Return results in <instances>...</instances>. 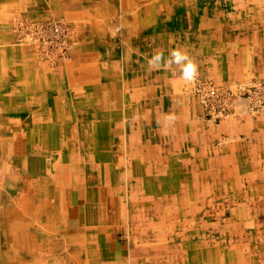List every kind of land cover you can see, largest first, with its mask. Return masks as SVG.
Segmentation results:
<instances>
[{"label": "crops", "instance_id": "crops-1", "mask_svg": "<svg viewBox=\"0 0 264 264\" xmlns=\"http://www.w3.org/2000/svg\"><path fill=\"white\" fill-rule=\"evenodd\" d=\"M92 1L80 0L77 5L78 11L84 14L93 12L94 14H88L89 17L95 14L98 15L97 17H103L100 13L102 9L107 10L106 6L98 8L84 6L85 2L89 4ZM186 1L188 5L180 4L179 0H168L169 13L165 16L168 21H164L165 24L157 23L155 26L158 30L151 29L155 26L146 27L150 30L143 29L144 33L153 35L150 37L152 40L149 38L148 42L153 41L161 46L168 41V47L163 48L167 52L165 60L170 58L169 53L177 46L178 49L182 48L181 50H184L191 60L197 62L198 73H211L212 78L220 83L231 84L234 81L237 83L252 78L264 81V0H201L208 3L203 5L199 3L200 0ZM210 2H212L211 5ZM7 48V53L3 54L5 55L3 60L6 62L13 63L12 58L15 60L30 59L23 57L26 53L18 50L15 53L12 47L7 46ZM80 48L76 51L77 61L79 63L83 60L89 62V58L93 57L95 51ZM72 65L75 68L71 73V80L68 79L72 83L71 92L78 90L89 93L98 82L89 86V90H86L85 84L82 88L77 85L86 79H96L92 76L86 77L94 70L79 68L78 63L76 65L75 62ZM2 69L0 67V88H3L0 89V97L3 99L0 108H8L11 112L0 109V124H3L2 127L0 126V264H149L138 259L136 257L138 255H133L129 247L130 237L135 229L134 221L138 220L143 223L142 219L149 220L147 224L149 227L144 231L141 230L142 236L138 237L141 243H137L138 239L135 240L137 253L150 254L151 264H189L187 260L174 259L180 255L182 250L183 255L191 250L188 242L192 236V229L190 230L187 222L188 220L191 225L190 215L202 212L205 216L207 215L205 219L207 221L211 216L209 210L206 209L209 204L216 205L217 234L219 236L221 233L222 236L229 237L227 248L230 254L242 251V255L237 254L239 255L237 264H264V110L256 117H250L244 111L247 109L245 101L241 100L236 108L238 113L229 116L216 126L210 124L211 122L206 123L205 118L202 119L200 116L202 108L199 101L193 97L194 95L170 93L171 89L184 91L186 86V82L184 83L181 79L180 66L170 65L167 68L163 66L156 68V74L166 76L163 79L166 84L160 85L156 91L159 96L158 109L162 110L165 104L172 105L177 110L179 109V113L183 114L186 119L180 121V117H173L171 122L174 124L171 125L174 130L169 134L158 133L161 135L157 137L154 144L155 157L141 162L138 166L141 180L137 179V182L140 183L144 181L143 167L167 168H165L164 175L160 172L158 176L154 173V176L145 177L153 186L157 184L160 189L157 196L162 204L155 202L156 199L149 200L150 206L146 209H138L137 216L134 217L129 211L128 204L131 199L139 205L138 202L143 199H138L140 196L138 193L132 196L134 199L125 195L129 193L127 190L124 192L122 189V193L118 194L119 185L115 187L111 183H105V178L101 174L97 176L91 174V176L87 171L90 166L85 167L83 164L80 168V177L77 174L78 168L76 169L71 164V158L74 155L82 158L91 157L92 164L98 165L101 169L100 166L103 167L102 157L107 159L112 157V152L108 147L101 150V147L97 146L98 139L95 133L98 121L88 122L85 133L83 131L77 137L69 135L68 129L64 126L66 118L63 115V113L66 114L63 109L68 102L63 100V91L62 94L54 95L57 99H54V96L41 99V94L47 92L48 89L41 69L31 67L19 70L13 66ZM13 72L14 74L19 72L27 74L30 89L35 94L30 95L28 90L20 88L17 94L14 89L15 94L12 92V97L9 98L11 93H8V88L11 86L13 91L12 85L15 86L10 76ZM67 74H69L68 71ZM172 74H179L180 78L177 79L181 83L170 79ZM62 76H66V73ZM36 89L39 90L36 91ZM23 93L27 95L23 101L13 100ZM16 105L21 108V112L17 111L19 117L15 116L14 107ZM50 107L51 109L47 110ZM55 107L60 111L56 112ZM107 167L112 166L107 165ZM64 173L67 176H73L67 177V181H64L62 180ZM209 180L216 187V194L211 198L209 193L211 194L212 191L209 186L212 185ZM126 184L129 185L128 180ZM160 185L166 187V190H161ZM174 189H181V191L177 190V195ZM173 191L174 194H172ZM179 192H182L181 196ZM142 193V195L145 194L144 189ZM173 204L176 205L173 207ZM229 214L231 216L228 217ZM165 220L171 226L170 229L166 226ZM182 220L181 226L177 227L178 221ZM224 221H229V223L225 224ZM183 225L184 228H181ZM201 225V228L207 231L205 233L207 235V222ZM254 234L255 237L248 238ZM145 235L148 236L146 239ZM176 236L182 239H177ZM244 237L250 239L249 247L246 246L247 243H243L242 238ZM200 241H202L200 245L206 244V240ZM254 241L256 245L253 244ZM177 242L182 250L177 251ZM215 245V251L219 253V256H223L221 253L224 251V239L217 240ZM243 253H246L247 259L245 260H243ZM203 264L208 263L203 261ZM211 264H225V262L217 259Z\"/></svg>", "mask_w": 264, "mask_h": 264}, {"label": "bare ground", "instance_id": "bare-ground-1", "mask_svg": "<svg viewBox=\"0 0 264 264\" xmlns=\"http://www.w3.org/2000/svg\"><path fill=\"white\" fill-rule=\"evenodd\" d=\"M106 11L100 13L104 19L101 21H84L81 26L82 29L76 32L75 29H71L70 26L63 25L54 20H42V21H27L28 25L32 28L40 26L43 22H53L61 25L58 31L59 33H51L56 38L57 35L63 36V42L59 44L61 54L65 57V61L71 59V62H75L79 68L84 67L87 70H94V72L86 76H91L97 79L98 84L95 88L90 90L89 93H84L76 90L69 94L70 100L63 109L66 114L65 128L68 129V134L77 137L78 134H82L87 130L88 122L98 121V128L96 136L98 139L97 146L101 150L109 148L112 152V157L107 159L103 158L101 163L103 167L92 164L91 157H78L74 155L71 158V164L77 169V174L81 177L80 168L83 164L87 168V171L96 176L101 174L105 178V183L119 185L118 194L129 191V185L126 184L127 180H141V172L138 166L141 162L146 161L152 157H155L153 148L155 147V141L157 137L164 133L169 134L174 129L171 124L173 117H180L179 120L183 121L186 117L179 113L172 105L163 106L162 110L158 109L159 96L156 92L160 85L164 86L166 82L163 81L165 77L160 74H156L157 69L149 70L148 60L153 56V53H160L164 59L167 57V52L163 48L168 47V41L161 46H158L156 42H148L151 34L143 32L146 27H153L157 23H164L168 21L165 17L168 12V0H102ZM180 4L185 5L186 0H179ZM235 1V0H234ZM248 1V0H247ZM71 2V1H70ZM222 2V1H221ZM229 2V1H228ZM232 2V1H231ZM101 3V2H100ZM199 3L208 4L206 2ZM212 2H210L211 5ZM235 3V2H234ZM233 3V4H234ZM39 4L41 8H54L51 15L54 18L65 17L68 13V6L77 7L74 3L62 2L61 0H0V20L4 17V13L15 9L20 11V14H25L31 6H37ZM175 4V3H174ZM241 4V3H240ZM258 4V3H257ZM200 5V4H199ZM92 6V5H91ZM181 6V5H180ZM229 6V5H228ZM86 7V6H85ZM88 7V6H87ZM187 7V6H184ZM230 7V6H229ZM90 8V7H89ZM198 8V7H197ZM243 8V7H242ZM196 9V8H195ZM227 9V8H225ZM239 9V7H238ZM39 10V9H38ZM121 10V11H120ZM47 11V10H46ZM50 11V10H49ZM176 11V10H175ZM179 11V10H178ZM196 11V10H195ZM228 11V10H227ZM40 12V11H39ZM177 12V11H176ZM215 12V11H214ZM243 12V11H242ZM258 12V11H257ZM27 13V12H26ZM96 13V11H95ZM179 13V12H178ZM194 13V12H192ZM200 12H198L199 14ZM262 13V12H261ZM94 14L89 13V15ZM98 14V13H97ZM30 18H40L44 15L33 16L31 13L26 14ZM88 15V14H87ZM96 15V14H95ZM193 15V14H192ZM15 16V15H14ZM98 16V15H97ZM205 16V14H204ZM21 17V16H20ZM25 17V16H24ZM47 17V16H45ZM100 17V16H99ZM173 17V16H172ZM198 17V16H197ZM188 18V16H187ZM256 18V17H255ZM25 19V18H24ZM27 20V19H26ZM96 20V19H95ZM190 20V19H189ZM188 20V21H189ZM253 20V19H252ZM17 21V20H16ZM197 21V20H196ZM212 21V20H211ZM245 21V20H244ZM247 21V20H246ZM26 22V21H25ZM19 23V22H18ZM22 23V22H21ZM211 23V22H210ZM24 25V23H22ZM21 24V25H22ZM130 24V25H129ZM165 24V23H164ZM168 24V23H167ZM20 25V24H19ZM20 25V27H21ZM26 25V24H25ZM74 25V24H73ZM185 25V24H184ZM249 26V23L247 24ZM213 26V25H212ZM7 27V26H6ZM17 27V26H16ZM160 27V26H159ZM203 27V26H202ZM243 27V25H242ZM169 28V27H168ZM158 30L157 26L151 28ZM65 30H68V34L65 35ZM150 30V29H148ZM169 30V29H167ZM205 30V29H204ZM207 30V29H206ZM172 31V30H171ZM17 32V30H16ZM25 33V31H24ZM28 33V32H27ZM3 34V33H2ZM5 34V33H4ZM22 34V33H21ZM10 35V34H9ZM33 35V34H32ZM49 35V34H47ZM27 36V35H26ZM38 35V41L39 42ZM172 36V35H171ZM24 37V36H23ZM50 37V35H49ZM168 37V36H167ZM167 37H164L165 39ZM32 38V37H31ZM159 38V37H158ZM170 38V36H169ZM186 38V37H185ZM53 39V38H52ZM151 39V38H150ZM218 39V38H217ZM221 39V38H220ZM57 40V39H56ZM152 40V39H151ZM155 40V39H154ZM162 40V39H161ZM160 40V41H161ZM244 40V39H243ZM1 41V40H0ZM23 41V40H22ZM172 41V40H171ZM80 42V49H93L95 54L89 58L90 61H82L79 63L76 59V53L73 50L75 45ZM183 42V40H182ZM211 42V41H210ZM209 42V43H210ZM221 42V41H220ZM247 42V41H246ZM17 43V42H16ZM75 43L74 46L72 44ZM182 44V43H181ZM190 44V43H189ZM197 44V43H196ZM236 45V44H235ZM238 45V44H237ZM251 45V44H250ZM41 46V45H39ZM171 46V45H170ZM197 46V45H196ZM263 46V45H262ZM5 47V46H4ZM37 47V46H36ZM201 47V45H200ZM255 47V46H254ZM38 48V47H37ZM47 49V46L44 47ZM207 48V47H206ZM212 48V47H211ZM241 48V47H240ZM249 48V47H248ZM259 48V47H258ZM40 49V48H39ZM177 49V46H176ZM182 49V48H181ZM191 50V49H190ZM214 50V49H213ZM73 51V52H72ZM169 51V50H168ZM184 51V50H183ZM234 51V50H233ZM236 51V50H235ZM249 51V50H248ZM47 52V51H46ZM207 52V51H206ZM37 53V52H36ZM256 54V52H254ZM39 54V53H38ZM69 54H73L72 58H69ZM170 54V53H169ZM190 54V53H189ZM213 54V53H212ZM249 54V53H248ZM236 55V54H235ZM1 56V55H0ZM10 56V55H9ZM26 56V55H25ZM79 56V55H78ZM212 56V55H211ZM214 56V55H213ZM247 56V55H246ZM45 57V56H44ZM47 57V56H46ZM190 57V56H189ZM223 57V56H222ZM43 58V57H42ZM246 58V57H245ZM8 59V58H7ZM51 59V58H50ZM230 59V58H229ZM11 60V59H10ZM73 60V61H72ZM76 60V61H75ZM12 61V60H11ZM24 61V60H23ZM39 61V60H38ZM250 61V60H249ZM264 61V60H263ZM17 62V61H16ZM212 62V61H211ZM246 62V61H245ZM197 63V62H196ZM221 63V62H220ZM239 63V62H238ZM6 64V63H5ZM200 64V63H199ZM222 64V63H221ZM15 65V64H14ZM243 65V64H242ZM50 66V65H49ZM171 66H176L172 64ZM222 66V65H221ZM220 66V67H221ZM233 66V63H232ZM250 66V65H249ZM34 67V66H33ZM51 67V66H50ZM91 67V69H89ZM208 67V66H207ZM211 67V66H210ZM12 68V67H11ZM52 68V67H51ZM72 68V67H71ZM2 69V68H1ZM199 69V68H198ZM209 69V68H208ZM3 70V69H2ZM181 70V69H180ZM213 71V70H212ZM225 71V70H224ZM233 71V70H232ZM243 71V70H242ZM245 71V69H244ZM253 71V70H252ZM10 72V70H9ZM34 72V70H33ZM70 72V71H69ZM90 72V71H89ZM88 72V73H89ZM246 72V71H245ZM36 73V72H35ZM46 84L48 85V91L41 94L42 98H49L54 96L53 90H56L58 86V80L53 77L52 73L44 72ZM73 73V72H72ZM206 73V72H205ZM216 73V72H215ZM214 73V75H215ZM226 73V72H225ZM238 73V72H237ZM9 74V73H8ZM209 74V73H208ZM211 74V73H210ZM37 75V74H36ZM57 75V74H55ZM167 75V74H165ZM181 75V73H180ZM221 75V74H220ZM13 84L17 85L16 91L20 88H24L20 82H24V78L27 74L19 72L18 74H11ZM42 76V75H41ZM216 76V75H215ZM237 76V75H236ZM235 76V77H236ZM35 77V76H34ZM161 77V78H160ZM258 77V76H256ZM216 78V77H215ZM241 78V77H240ZM239 78V79H240ZM219 79V78H218ZM253 79V78H252ZM183 80V79H182ZM198 81V79H196ZM201 80V79H200ZM209 80V79H208ZM246 80V79H245ZM41 81V80H40ZM210 81V80H209ZM86 82V81H84ZM83 82V83H84ZM184 82V80H183ZM236 82V81H235ZM185 83V82H184ZM200 83V82H199ZM245 83V82H244ZM251 83V82H250ZM60 84V83H59ZM195 84V83H193ZM253 84V82H252ZM256 84V83H254ZM253 84V85H254ZM7 85V84H6ZM29 85V84H28ZM66 85V84H65ZM188 85V83H186ZM240 85V84H239ZM258 85V84H257ZM260 85V83H259ZM258 85V86H259ZM8 86V85H7ZM67 86V85H66ZM194 86V85H193ZM247 86V85H246ZM11 87V86H10ZM13 87V85H12ZM33 87V86H32ZM192 87V86H191ZM253 87V86H252ZM263 87V86H262ZM34 88V87H33ZM245 88V87H244ZM260 88V87H258ZM3 89V88H2ZM9 89V88H8ZM11 89V88H10ZM85 89V88H84ZM196 89V88H195ZM39 89H36V91ZM87 90V89H86ZM89 90V89H88ZM169 90V89H168ZM167 90V91H168ZM191 90V89H190ZM250 90V89H249ZM259 90V89H258ZM262 90V89H261ZM34 91V89H33ZM183 91V90H182ZM233 91V90H232ZM235 91V90H234ZM6 92V91H5ZM240 92V91H239ZM259 92V91H258ZM31 95L35 94L31 89L28 90ZM57 93V92H56ZM186 93V91H185ZM237 93V91H236ZM250 93V92H249ZM252 93V92H251ZM163 94V93H162ZM242 94V93H241ZM256 94V93H255ZM5 95V94H4ZM73 96H75L73 98ZM190 96V95H189ZM241 96V95H240ZM244 96V95H243ZM255 96V95H254ZM257 96V94H256ZM34 97V96H33ZM65 97V96H64ZM36 98V97H35ZM161 98V96H160ZM176 98V97H175ZM243 98V97H242ZM17 98L13 99L16 100ZM27 99V98H26ZM54 99L55 98L54 96ZM194 99V98H193ZM251 99V98H250ZM255 99V98H254ZM258 99V98H257ZM262 99V98H259ZM199 100V99H198ZM22 101V100H21ZM47 101V100H46ZM161 101V99H160ZM260 101V100H259ZM256 100V102H259ZM0 102H3L0 101ZM17 102V101H15ZM52 102V101H51ZM240 101L237 102L235 107H238ZM14 103V102H13ZM18 103V102H17ZM16 103V104H17ZM21 103V102H20ZM19 103V104H20ZM41 103V102H40ZM3 104V103H2ZM53 104V103H52ZM250 104V103H248ZM259 104V103H258ZM261 104V103H260ZM177 105V104H176ZM181 105V104H180ZM197 105V104H196ZM184 106V105H183ZM251 106V105H250ZM255 106V105H254ZM178 107V106H177ZM15 116L20 115L17 112L21 108L16 105ZM51 108V107H50ZM200 108V107H199ZM247 108V107H246ZM56 112L60 111L55 107ZM203 109V108H202ZM261 109V108H260ZM6 110V109H5ZM54 110V109H53ZM200 111V110H199ZM204 111V110H202ZM246 112V110L244 109ZM248 111V110H247ZM253 111V110H252ZM11 112V111H10ZM232 112V111H231ZM254 112V111H253ZM34 113V112H33ZM44 113V112H43ZM238 113V112H237ZM4 115V114H3ZM23 115V114H22ZM199 115V114H198ZM197 115V116H198ZM12 117V116H11ZM41 117V116H40ZM253 117V116H252ZM36 118V117H35ZM1 119V118H0ZM219 119V118H218ZM262 119V118H261ZM177 120V121H179ZM213 120V119H212ZM21 121L22 117H21ZM33 121V120H32ZM195 122V121H194ZM27 123V122H26ZM48 123V121H47ZM63 123V122H62ZM52 124V123H51ZM50 124V126H51ZM194 124V123H193ZM49 125V124H48ZM62 125V124H61ZM187 125V123H186ZM255 125V124H254ZM0 126L2 127L3 124ZM18 126V125H17ZM24 128V122L22 124ZM30 126V125H29ZM175 126V125H174ZM226 126V125H225ZM41 127V126H40ZM186 127V126H185ZM157 128V129H156ZM179 128V127H178ZM177 128V129H178ZM199 128V127H198ZM176 129V130H177ZM196 129V128H195ZM17 130V129H16ZM49 130V129H48ZM252 130V129H251ZM30 131V130H29ZM43 131V130H41ZM221 131V130H220ZM226 131V130H225ZM11 132V131H9ZM46 132V130H45ZM48 132V131H47ZM6 133V132H5ZM192 133V132H191ZM10 134V133H9ZM254 134V133H253ZM226 135V134H225ZM227 136V135H226ZM246 136V135H245ZM252 137V136H251ZM81 138V137H80ZM255 138V137H254ZM38 139V138H37ZM55 139V138H54ZM244 139V138H243ZM34 141V140H33ZM212 141V140H211ZM214 141V140H213ZM17 142V141H16ZM39 142V141H38ZM171 142V141H170ZM51 144V143H50ZM42 145V144H41ZM245 146V145H244ZM16 147V146H15ZM42 147V146H41ZM51 147V146H50ZM193 147V146H192ZM224 147V146H223ZM222 147V148H223ZM191 148V147H190ZM204 148V147H203ZM14 149V148H13ZM24 149V147H23ZM22 149V150H23ZM57 149V148H56ZM86 149V148H85ZM245 149V148H244ZM20 150V149H19ZM50 150V149H49ZM87 150V149H86ZM191 150V149H190ZM211 150V149H210ZM21 151V150H20ZM42 151V150H41ZM237 151V150H236ZM259 151V150H258ZM52 152V151H51ZM62 152V151H61ZM247 152V151H246ZM254 152V151H253ZM58 153V152H57ZM222 153V152H221ZM242 153V152H240ZM245 153V152H244ZM211 154V153H210ZM243 154V153H242ZM248 154V153H247ZM10 155V154H8ZM36 155V154H35ZM40 155V154H39ZM193 155V154H192ZM250 155V154H249ZM248 155V156H249ZM240 155H238L239 157ZM245 156V155H244ZM8 157V156H6ZM59 157V156H58ZM144 157V158H143ZM193 157V156H192ZM12 158V157H11ZM100 158V156H98ZM201 159V158H200ZM259 159V158H258ZM48 160V159H47ZM60 161V160H59ZM237 161V160H236ZM56 162V161H55ZM251 162V161H250ZM100 163V162H99ZM171 163V162H170ZM205 163V162H204ZM156 164V163H154ZM247 164V163H246ZM27 165V164H26ZM51 165V164H50ZM107 165L114 167H107ZM130 165V167H129ZM148 166V164H146ZM170 165V164H169ZM229 165V164H228ZM14 166V165H13ZM151 166V165H150ZM252 166V165H251ZM45 167V166H44ZM52 167V166H51ZM170 167V166H169ZM18 168V167H17ZM167 167H143L144 178L158 176L161 172L165 174ZM197 168V167H196ZM233 168V167H232ZM22 169V168H21ZM209 169V168H208ZM220 169V168H219ZM223 169V167H222ZM19 170V168H18ZM90 170V171H89ZM207 171V170H205ZM239 171V170H238ZM23 172V171H22ZM210 172V171H209ZM231 172V171H230ZM247 172V171H246ZM26 173V172H25ZM155 173V174H154ZM200 172H198L199 174ZM204 173V172H203ZM244 173V172H243ZM239 174V173H238ZM241 174V173H240ZM248 174V172H247ZM251 174V173H250ZM235 175V174H234ZM62 180L67 181L66 173L63 174ZM92 176V175H91ZM201 176V175H200ZM212 176V174H211ZM221 176V175H220ZM238 176V175H237ZM241 176V175H240ZM3 178V177H2ZM42 178V177H41ZM85 178V177H84ZM40 179V178H39ZM95 179V178H94ZM199 179V178H198ZM69 180V179H68ZM85 180V179H84ZM192 180V179H191ZM190 180V181H191ZM197 180V179H196ZM204 180V179H203ZM214 180V179H213ZM5 181V179H4ZM29 182V181H28ZM118 182L120 184H118ZM161 183V182H160ZM183 184V182H181ZM196 183V182H195ZM231 183V182H230ZM234 183V182H233ZM247 183V182H246ZM5 184V183H4ZM122 184V185H121ZM174 184V183H173ZM242 184V183H241ZM104 185V184H103ZM192 185V184H191ZM226 185V184H225ZM247 185V184H246ZM9 186V185H8ZM7 186V188H8ZM49 185H47L48 187ZM161 186V185H160ZM183 186V185H182ZM242 186V185H241ZM55 187V186H54ZM237 187V186H236ZM5 188V187H4ZM227 188V187H226ZM57 189V188H56ZM73 189V188H72ZM34 190V189H33ZM41 190V189H40ZM43 190V189H42ZM100 190V189H99ZM115 190V189H114ZM127 190V191H126ZM145 190V189H144ZM203 190V189H202ZM256 190V189H255ZM10 191V190H9ZM44 192V191H43ZM61 192V191H60ZM240 192V191H239ZM256 192V191H255ZM132 195H137L136 192L131 191ZM165 193V192H164ZM169 193V192H168ZM192 193V192H191ZM197 193V192H196ZM3 194V193H2ZM117 194V193H116ZM129 194V193H128ZM166 194V193H165ZM234 194V193H233ZM254 194V193H253ZM5 195V194H4ZM44 195V194H43ZM101 195V194H100ZM163 195V194H162ZM167 195V194H166ZM178 195V194H177ZM190 195V194H189ZM7 196V195H6ZM31 196V195H30ZM181 196V195H180ZM223 196V195H222ZM240 196V195H239ZM238 196V197H239ZM11 197V196H10ZM128 197V196H127ZM131 197V196H130ZM129 197V199H130ZM172 197V196H171ZM199 198V196H197ZM234 197V196H233ZM232 197V198H233ZM245 197V196H244ZM30 198V197H29ZM42 198V197H40ZM134 198V197H132ZM217 198V197H216ZM235 198V197H234ZM17 200V199H16ZM49 200V199H48ZM52 200V199H51ZM118 200V199H117ZM179 200V199H178ZM164 201V200H163ZM189 201V200H188ZM257 201V200H256ZM231 202V201H230ZM17 203V202H16ZM34 203V202H33ZM107 203V202H106ZM253 203V202H252ZM246 204V203H245ZM20 205V204H19ZM164 205V204H163ZM176 205V204H175ZM184 205V204H183ZM218 205V204H217ZM45 206V205H44ZM78 206V205H77ZM84 206V205H83ZM34 207V206H33ZM32 207V208H33ZM174 207V205H173ZM190 207V206H189ZM216 207V205H215ZM253 207V206H252ZM76 208V207H75ZM107 208V207H106ZM132 208V207H131ZM258 208V207H257ZM12 209V208H11ZM15 209V208H14ZM53 209V208H52ZM50 210V209H49ZM165 210V209H164ZM221 210V209H220ZM1 211V210H0ZM30 211V210H29ZM47 211V209H46ZM158 211V210H157ZM230 211V210H229ZM237 211V208H236ZM255 211V210H254ZM107 212V211H106ZM181 212V211H180ZM201 212V211H200ZM16 213V212H15ZM65 213V212H64ZM95 213V212H94ZM191 213V212H190ZM213 213V212H212ZM236 213V212H235ZM48 214V212H47ZM161 214V213H160ZM237 214V213H236ZM212 215V214H211ZM241 215V214H240ZM48 216V215H47ZM51 216V215H50ZM67 216V215H66ZM186 216V215H185ZM207 216V215H206ZM95 217V216H94ZM179 217V216H178ZM213 217V216H212ZM211 217V218H212ZM21 218V217H20ZM42 218V217H41ZM93 218V217H91ZM183 218V217H182ZM187 218V217H186ZM206 218V217H205ZM257 218V217H256ZM259 218V217H258ZM6 219V216H5ZM188 219V218H187ZM210 220V219H209ZM46 221V220H45ZM148 221V220H146ZM42 222V221H41ZM120 222V221H119ZM58 223V222H57ZM89 224V223H88ZM159 224V223H158ZM161 224V223H160ZM221 225V224H220ZM82 226V225H81ZM84 226V225H83ZM247 226V224H246ZM198 227V226H197ZM207 227V226H206ZM205 227V228H206ZM34 228V227H33ZM156 229V228H155ZM170 229V228H169ZM87 230V229H86ZM97 230V229H96ZM204 230V229H203ZM29 232V230H28ZM156 232V231H155ZM72 233V232H70ZM240 233V232H239ZM29 234V233H28ZM216 234V233H215ZM93 235V234H92ZM90 235V236H92ZM255 235V234H254ZM37 236V235H36ZM51 236V235H50ZM195 237V236H194ZM224 237V236H223ZM8 238V237H7ZM97 238V237H96ZM220 238V237H219ZM235 238V237H234ZM4 239V238H3ZM167 239V238H166ZM179 239V238H178ZM191 239V238H190ZM198 239V238H197ZM62 240V239H61ZM105 240V239H104ZM188 240V239H187ZM207 240V239H206ZM258 240V239H257ZM88 241V239H87ZM176 241V240H175ZM90 242V240H89ZM212 242V241H211ZM199 243V242H198ZM204 243V242H203ZM215 243V242H214ZM231 243V242H230ZM56 244V243H55ZM61 244V243H60ZM132 244V243H131ZM43 245V242H42ZM179 245V244H178ZM262 245V244H261ZM57 246V245H56ZM96 246V245H95ZM187 246V245H186ZM232 246V245H231ZM86 247V246H85ZM158 247V246H157ZM200 247V246H199ZM262 248V247H261ZM132 249V248H130ZM163 249V248H162ZM181 249V248H180ZM258 249V247H257ZM42 250V248H41ZM187 250V249H186ZM86 251V250H85ZM95 251V250H94ZM114 251V250H113ZM213 251V250H212ZM221 251V250H220ZM21 252V251H20ZM122 252V251H121ZM40 253V251H39ZM94 253V252H92ZM216 253V252H215ZM226 253V252H225ZM22 254V253H21ZM95 254V253H94ZM124 254V253H123ZM97 255V254H96ZM95 255V256H96ZM209 255V254H208ZM232 255V254H231ZM92 256V255H91ZM94 256V255H93ZM125 256V255H124ZM146 256V255H145ZM24 257V256H23ZM219 257V256H218ZM14 258V257H13ZM52 258V257H51ZM102 258V257H101ZM145 258V257H144ZM224 258V257H223ZM158 259V258H156ZM215 259V258H214ZM47 260V259H46ZM44 261V260H43ZM52 261V260H51ZM184 261V260H183ZM211 261V260H210ZM40 262V261H39ZM165 263V262H164ZM228 263V262H227ZM48 264V263H47ZM210 264V263H209Z\"/></svg>", "mask_w": 264, "mask_h": 264}, {"label": "rangeland", "instance_id": "rangeland-1", "mask_svg": "<svg viewBox=\"0 0 264 264\" xmlns=\"http://www.w3.org/2000/svg\"><path fill=\"white\" fill-rule=\"evenodd\" d=\"M61 1L62 2H67V3L73 2L74 3L73 5H75L76 7L80 3L79 2L80 0H61ZM87 3L88 2H85V5L84 6H86V7L87 6L88 7H96V8L103 6L102 5L103 4V1L102 0H93L92 2H89V4H87ZM40 7L41 6H39V4L37 6H34L33 5V6H31V7L28 8V10L26 11L27 13L25 12V14H20V11L15 10V9H11L10 11L4 13V17L0 20V40H1L0 41V55H1L0 56V67L1 68H7V67H10V66H13V68H15V69H19V70L21 69V70H23V69L31 68V67L34 66V68L41 69L42 71H44L46 73H52V75H54L53 77H55L58 80V86L56 87V90L55 91L53 90L54 93H52V94H54V95L62 94V91H63V95L65 96V97H63V100L68 101V100H70V98L68 96L70 94V91L72 90L70 88V85H72V83L69 82L68 79L71 80V73L73 72V68H75V66L72 65L74 61L72 60L73 62H71V59L68 60V57H67V61H65L66 59H64L65 57L61 54V51H60V48H59V44H60L59 43V40L57 38L54 39V37L52 35H50V37H49V35H47L48 37L46 39V42L47 41L50 42V43L56 42L57 45L55 47H53V45L52 46L49 45V47L47 49H44L41 46H39L40 45L39 42H37L35 40V38H33V36H32V34L34 35L38 31H37V29L35 27L34 28L30 27L28 25L27 21L28 20L29 21H32V19H35L34 21L54 20V21H58L60 23H63V25L70 26L71 29L73 28V29H75L76 32H79L82 29V26H81L82 22L88 21V20H90V22L91 21L94 22L96 20L101 21V19L103 20L104 18L102 16L97 17V15H94V16L89 17V15H87L89 13L86 12L84 14L83 12L78 11V9L75 10L74 7H69V6L67 7L68 8L67 16H65V17H62L61 16V17L54 18V16L51 15V13L54 11V8L53 7L51 9L50 8L49 9L48 8H41L40 9ZM81 7H83V6L81 5ZM30 13L33 16L41 15V14L44 15V16L43 17H40V18H30V17H28L26 15V14H30ZM45 16H47V17H45ZM21 22L24 23V25ZM51 23H53V22H51ZM19 24L20 25L22 24L21 27H20ZM16 30H17V32H16ZM24 31H25V33H24ZM44 44H45V41H44ZM74 45H75V43L72 44V46H74ZM7 46L8 47H12V49L15 51V53H16L17 50L19 52H23L24 54L26 53L25 54L26 56L24 55L23 57L28 58V59L30 58V59L23 61V60H20L19 58L17 60H15V59L12 58V60H14L13 63H10V61H8V62L4 61L3 58L5 57V55H3V54H6L7 53L6 52L7 49H8ZM74 47H75V49L73 50L74 52L73 51L72 52L75 54L76 51H77V49L80 48V42H79L78 45H75ZM69 56H70L69 58H72L73 54H69ZM15 57H16V55H15ZM67 71H68L69 74H67ZM63 73L64 74L66 73V76H62ZM55 74H57V75H55ZM67 75H69V76H67ZM179 76H180L179 74H175V75L172 74V75H170V79L174 80L177 83H181V81L179 79H177V78H180ZM197 79H198V81L195 80V82H193L195 84L188 83V85L185 86L184 91H186L187 94H190V96H191V94H192V96L194 95L193 97L197 101H199L198 103H200L201 108H202V105H201V102H200V99H199L198 95L196 94V92H197L196 89L201 85V83H199V82H201L203 80H205V81H209L210 80L213 83H216L217 85H219L221 87H225V88H228V89L233 90V92H235V93L237 91L236 94L238 95V99L236 101V104H237L238 101H241V100L242 101H245L244 103H245V106L247 107L246 112H247L248 115H250V117L253 116V118H254V117H256L259 113H261L264 110V81L263 80L258 81V80H255V79H248V80L247 79L246 80L244 79L243 82L241 81V82H237L236 83L234 81L231 84H227V83H224V82H221L220 83V82L216 81L207 72L206 73L205 72L204 73H198ZM84 81L85 80L80 81L79 85H77V86H80V88H82V85L85 84L84 87L86 86V89H89V86H92L93 84H96L97 79L91 78V79H88V80L86 79V82H84ZM252 82H253V84L254 83H256V84L253 85ZM259 83H260V85H259ZM20 84L23 85V87L26 90H29L31 88L30 85H28V84H30V81L28 80V77H25L24 78V82H22V83L20 82ZM32 84H34V82H32ZM262 85H263V89L261 90L258 87H260V86L262 87ZM13 87H14L13 88V91H12V88L11 87H10L11 89L9 88L8 93H11L9 95V98L12 97V92H13V94H15V90L14 89L17 87V85H15ZM45 87H46V85H45ZM46 88H48V85H47ZM0 89H2V88H0ZM47 91H48V89H47ZM178 91L176 89H171L170 90V93L173 94L174 92H176V93H174L175 95H179V94L183 95L185 93L184 91H181V89H178ZM18 92H20V89H18V91H16V94ZM255 93L257 94V96H256ZM0 96H1V94H0ZM26 96L27 95H25L23 93V94H20L19 96H17V99L23 101ZM259 98H262V99H259ZM2 100L3 99L0 97V101H2ZM256 100L257 101L260 100V101L259 102H256ZM0 103H3V102H0ZM248 103H250V104H248ZM234 108L235 109H234V112L232 110V112H233L232 114L227 115V116H225L223 118H219L217 120H214L210 115H206L207 113H205L204 111H202V115L203 116L202 115H200V116H201L202 119H203V117L205 118L204 120H205L206 123L207 122L208 123L211 122L210 124H213V125L216 126V125H219L225 119H227L229 116H232V115L236 114V112H237L236 111V108L237 107H234ZM0 109H1V111L2 110H5L3 108H0ZM50 109L51 108H47V110H50ZM6 111L8 112V111H11V110L8 109V108H6ZM18 111L21 112V110H18ZM23 111L25 112V110H23ZM228 114H229V112H228ZM112 167H114V166H112ZM209 181L211 182V180H209ZM148 182L149 181H147L146 178H144V181H141V183L139 181L137 182L136 179L135 180H128V183H129V189H128L129 190V194H125V195H129L131 197L132 196H135V195H132V193H131V191H133V192H136V193H138L140 195L138 197V199L139 198H142L143 199L142 200L143 202L142 201H139L138 202L139 205L137 203H134L135 201H133L131 199L129 200L130 202L128 204V208H129V211H130L131 215H133L134 217L137 216L136 213L138 212V209H141L142 210V209H146V207H149L150 206L149 200L151 201L152 199H154V200L156 199L155 202H158L159 204H162V202H159V199H158V196H157V194H158V192L160 190L157 187V184L153 186L151 183H148ZM141 184H142V186H141ZM211 185L212 186H209L211 188L210 191H212L211 194L209 193V197L210 198L213 197L216 194V187L212 184V182H211ZM141 187L143 189H145L144 190L145 191V194L144 195H142L143 194L142 193V190L143 189ZM161 190H166V187H163L162 186V189ZM177 190L178 189H174V191H176L175 192L176 194H178V191L179 190L181 191V189H179L178 191ZM174 191L172 192V194H174ZM179 195H182V192H179ZM135 199H137V197ZM155 202H154V204H155ZM173 205H175V204H173ZM213 205L214 204H209L206 207L207 211L209 210V212L212 214L210 216V218H209L210 220L208 219L206 221L205 220L206 219L205 218L206 216L202 212L201 213H198V214L193 213L192 215H190L191 216V219H190L191 225L189 224V221L188 220H187V222H188V225L190 227V230L192 229V236L190 237L191 239H189V242H188V246L190 247L191 250H189L187 254L183 255V250L181 249L182 252L180 253V255H178L177 257H175L174 260H182V259H184L185 261L187 260V262L189 264H203V261H206V263H208V264L210 263L211 264V262L215 263V261L217 259H220V260H224L225 264H232L233 262L235 264H237V262L239 261V255H237V254H241L242 255V253H241L242 251L237 252V253H233V255H231L230 254V251H228L229 249L227 248V245H228L227 242L229 241L228 240L229 237L228 236H225V235L223 237L222 236L223 234L221 235V233L218 236L217 229H216L217 228L216 227V218H217L216 208H215V205L214 206ZM167 206L168 205L166 204V207ZM148 209H150V208H148ZM229 216H231V214H229L228 217ZM142 221H143V223H141L138 220L137 221H134V225L133 226L135 227V229H133L134 232H133L132 237H130V242H129L130 244L129 243L128 244H129V247L132 248L133 255H138V256H136L138 259L140 258L144 262H148L149 264H151L152 263V258L150 256V254L144 253V252L137 253L136 248H135V240L138 239V237H141L142 236L141 235L143 233L142 231H144L145 228L149 227V226H147V224H149V220L146 221V220L142 219ZM182 222H183V220L182 221H178L177 227L181 226V223ZM206 222H207V228H208V234L207 235L205 234L207 231L205 229L203 230L201 228L202 227L201 224H204ZM227 222L229 223V221H227ZM227 222L224 221L225 224ZM150 223H151V221H150ZM165 223H166V226L167 227L171 228V226L168 225V221L167 220H165ZM181 228H184V225ZM255 236L256 235H251L248 238L251 239V237H255ZM144 237L146 239L148 236L145 235ZM176 238L177 239L178 238L179 239H182L180 236H176ZM222 238L224 239V244L225 245L223 247V250L224 251H222V253H221V255H223V256H219V253H217L215 251L216 250V245L215 244H216L217 240H220L221 241ZM202 239L203 240H206L207 239L206 240V244H201L200 245V242H202L200 240H202ZM250 239H247L246 237H244V238H242V241H244L243 243H247L246 246H248V245H250ZM126 240L128 242V239L127 238H126ZM137 243H141V241H139V239H138ZM178 244H179V242H177V247H178L177 251L181 248V246H179ZM253 244L256 245L257 243L254 241ZM245 254L246 253H243L244 258L242 256L241 259L242 258H243V260L247 259ZM147 255H148V257H147Z\"/></svg>", "mask_w": 264, "mask_h": 264}, {"label": "built area", "instance_id": "built-area-1", "mask_svg": "<svg viewBox=\"0 0 264 264\" xmlns=\"http://www.w3.org/2000/svg\"><path fill=\"white\" fill-rule=\"evenodd\" d=\"M57 25L61 27V25L51 22H44L40 26L35 27L38 32L32 36L38 41V35L40 33L39 44L42 48L45 46L48 48L49 45H53V47L57 45L56 42H46L48 37L47 34L51 35L53 32L59 33V27ZM67 34L68 30H65V35ZM56 38L59 40L60 44L63 42V36L61 34L57 35ZM200 83L201 85L196 89V94L200 99L204 112L207 113L206 115H210L214 120H217L218 118H223L234 112V107L238 99V95L235 92L231 89L221 87L212 81L203 80ZM260 89H263V87L260 86ZM232 110L233 112H230Z\"/></svg>", "mask_w": 264, "mask_h": 264}, {"label": "clouds", "instance_id": "clouds-1", "mask_svg": "<svg viewBox=\"0 0 264 264\" xmlns=\"http://www.w3.org/2000/svg\"><path fill=\"white\" fill-rule=\"evenodd\" d=\"M175 64L181 68V77L187 83H193L198 76V66L197 64L190 59L189 55L182 51L181 49H174L170 53V58L165 60L163 55L160 53L154 54L148 60L149 70L163 67H169L170 65Z\"/></svg>", "mask_w": 264, "mask_h": 264}]
</instances>
